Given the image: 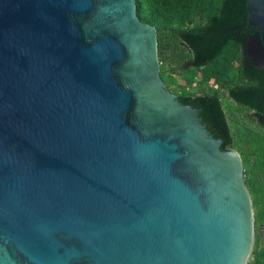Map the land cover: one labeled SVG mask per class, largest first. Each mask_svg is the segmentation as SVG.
<instances>
[{"label": "water", "instance_id": "obj_1", "mask_svg": "<svg viewBox=\"0 0 264 264\" xmlns=\"http://www.w3.org/2000/svg\"><path fill=\"white\" fill-rule=\"evenodd\" d=\"M218 28L264 89V0ZM135 0H0V264H247L243 164L176 96Z\"/></svg>", "mask_w": 264, "mask_h": 264}, {"label": "trees", "instance_id": "obj_2", "mask_svg": "<svg viewBox=\"0 0 264 264\" xmlns=\"http://www.w3.org/2000/svg\"><path fill=\"white\" fill-rule=\"evenodd\" d=\"M238 4V0H135L138 19L156 29L159 75L165 89L176 87V96L217 100L230 139L220 149H235L240 155L256 225L264 222V132L240 133L245 143L240 146L218 93H209L214 86L224 90L238 110L250 113L257 127L264 129L262 75L239 41L217 31ZM247 264H264V245H259L257 234Z\"/></svg>", "mask_w": 264, "mask_h": 264}, {"label": "rangeland", "instance_id": "obj_3", "mask_svg": "<svg viewBox=\"0 0 264 264\" xmlns=\"http://www.w3.org/2000/svg\"><path fill=\"white\" fill-rule=\"evenodd\" d=\"M215 87H212V89L209 91V93H218V96L221 100L222 108L227 113L228 118V124L233 132V138L235 140H239L240 146H245V143L243 139H241L240 133H245L247 135L252 134L253 132L262 131L264 132V129H259L257 127V124L255 122L254 118L249 117L248 112L244 110H238L237 105L228 97V95L225 93L224 90L218 89L215 90ZM198 88H193L189 90L190 92H194ZM170 92L176 95V92L178 91L176 87L169 88ZM168 90V91H169ZM256 130V131H255ZM259 245H264V229L262 227L260 233H259Z\"/></svg>", "mask_w": 264, "mask_h": 264}, {"label": "flooded vegetation", "instance_id": "obj_4", "mask_svg": "<svg viewBox=\"0 0 264 264\" xmlns=\"http://www.w3.org/2000/svg\"><path fill=\"white\" fill-rule=\"evenodd\" d=\"M250 199H251V198H250ZM251 203H252V201H251ZM252 209H253V207H252ZM253 212H254V211H253ZM253 217H254V213H253ZM262 227H263V229H264V222H259V223L256 224V225H255V223H254V232H255V234H254V238H255V235H256V234L258 235V238H259V233H260Z\"/></svg>", "mask_w": 264, "mask_h": 264}]
</instances>
